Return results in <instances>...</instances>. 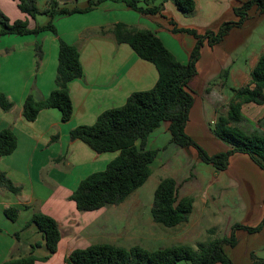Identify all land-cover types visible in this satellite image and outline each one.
I'll return each instance as SVG.
<instances>
[{
	"label": "crops",
	"instance_id": "1",
	"mask_svg": "<svg viewBox=\"0 0 264 264\" xmlns=\"http://www.w3.org/2000/svg\"><path fill=\"white\" fill-rule=\"evenodd\" d=\"M195 1V10L190 14L183 12L181 14L179 12L181 10L169 0L165 1L161 14L150 16L131 9L123 1L106 0L90 12L56 17L55 24L59 36L79 47L84 69L83 77L69 83L74 112L67 122L62 121L61 111L57 108L43 109L35 121H28L23 116V103L29 93L37 97H46L56 88L59 36L45 31L38 35L7 34L0 37V91L6 93L14 102L9 111H4L0 106V130L11 128L18 138L16 150L9 155L0 156V170L5 171L16 185L22 187L21 192L14 193L0 185V264L11 258L30 255L33 246L37 244L40 246L36 247L34 254L38 257L47 254L42 233L35 224L28 225L36 211L54 217L59 223L62 237L56 253L48 260L39 259L34 264H67L66 257L72 250L86 248L96 243H111L125 247L121 242L129 237L124 233V224L117 225V234L114 232L111 236L108 226L112 219L110 216L115 214L112 212L116 210L114 207L127 199L122 203L97 210L80 211L76 202L70 198L83 178L93 172L104 170L119 152L98 153L82 140L72 138L71 130L79 125L93 124L102 112L122 106L131 93L151 89L158 80V70L152 62L139 57L129 44L116 41L110 31L114 24L124 22L154 31L181 62L187 63L196 44V38L187 31H180L179 28H193L199 32L194 23H187L188 19L185 15H193L194 18L199 19L200 11L202 15H206L205 7H209L205 0ZM245 1L247 0H229V9L223 12L221 8H216L213 16L219 15L220 18L224 13L227 16L223 17L221 22L236 21L238 15L235 13V8ZM48 2L49 0L40 8L38 0L39 8L44 10ZM0 10L11 22L29 19L34 23V20L19 8L18 0H0ZM262 15L264 16V13ZM190 20L193 22V19ZM35 21H38V18ZM102 30L106 33H102ZM232 30L220 43L212 46L206 42L203 45L201 57L197 62L198 72L189 82L190 90L194 91L192 88H195L199 92L203 82L205 93H202V99L205 102L200 104L203 105L202 108L199 107L196 111L197 114L206 111L211 122H214L220 114L227 113V104L232 94L225 95L223 91L225 83L214 84L215 87H220L219 89L212 88L210 83L220 78L226 68L229 69L228 76L234 81L241 82L236 87L250 83L251 71L264 52L263 41L253 55L249 63L250 67H236L232 48L237 42L244 45L245 37L243 34H231ZM225 39L235 42L229 50L220 47ZM37 44L43 49L41 58L37 55ZM193 94L196 101V95L194 92ZM192 109L195 111L194 104ZM242 113V120L236 125L245 131L247 130L243 127L244 124L253 125L260 130L247 132L264 135V105L254 102L245 103ZM200 131H203V135H206L217 148L215 152L229 149L228 144L216 138L210 127L199 126L196 130L198 136H194L195 138H200ZM161 133L168 135L172 146L177 147L178 154L184 151V148L171 142L167 122L165 127L160 126L152 132L147 147L151 144V138L159 137ZM54 136L58 138L53 139ZM197 142L200 144L199 139ZM188 151L191 154L197 152L194 148ZM233 157L252 161V158L245 153H235L231 159ZM165 164L168 169L166 172H169L166 176L174 177L181 187H185V192L183 190L180 195H192L198 198L200 204V184L197 183L199 186L193 187L191 186L193 184H190L193 179L200 181V177L194 174H191V178L188 174L181 177L183 175L181 167L170 166L169 169L167 161ZM228 189L230 188L223 185L220 187L221 191L211 194V197L209 191H204L203 204L206 205L205 209L209 213H217L216 210L208 209L209 202L213 201L221 206L229 204L240 210L244 209L247 219L259 223L263 220L264 192L258 196L253 190L248 196L243 186L240 194L223 193ZM9 207L19 208L16 220L7 216L5 210ZM194 211L195 207L184 223L189 224Z\"/></svg>",
	"mask_w": 264,
	"mask_h": 264
},
{
	"label": "trees",
	"instance_id": "2",
	"mask_svg": "<svg viewBox=\"0 0 264 264\" xmlns=\"http://www.w3.org/2000/svg\"><path fill=\"white\" fill-rule=\"evenodd\" d=\"M78 1V0H76ZM106 0H89L87 6L80 7L62 5L60 0H49L48 6L41 10L38 0H18L19 8L34 20L10 21L0 10V37L2 35H38L50 31L59 36L55 18L75 13H87ZM123 1L131 9L144 15L161 14L164 3L168 0H114ZM179 10L190 14L195 10V0H173ZM256 6L264 13V0H247L237 8V21L224 22L215 32L207 30L200 34L193 28H179L194 35L196 44L192 49L187 63L181 62L165 45L163 40L152 30L138 28L124 22H118L110 29L118 43H127L136 54L152 62L158 70V80L148 90L131 93L127 101L118 107L102 112L93 124L79 125L71 130L74 139H80L98 153L118 151L119 154L108 163L104 170L96 171L83 178L71 194L80 211L97 210L105 206L125 201L134 191L140 188L152 175L158 149L147 147L149 136L162 122L168 123L171 142L184 148H194L198 157L212 163L218 170H226L230 158L235 153L248 154L258 166L264 170V135L249 133L236 125L242 120V107L245 103L254 102L264 105V52L251 71L250 83L232 88V97L226 114H220L213 122L211 130L221 141L228 144L229 149L210 155L186 131L190 110L195 97L190 90L189 82L197 74V62L201 57L203 45L220 43L230 30L241 26L248 18V11ZM46 14L49 21L39 24L37 16ZM102 33H106L102 30ZM39 58L43 55L40 44L36 45ZM84 75L80 49L77 45L65 41L59 36L58 66L56 88L46 97H37L29 93L23 103V116L28 121H35L39 113L46 108H57L61 111L62 121L71 119L74 105L70 93V82ZM14 105L6 93L0 91V106L9 111ZM54 136L53 139H57ZM140 142V144H138ZM18 146V138L11 128L0 130V156L13 153ZM0 185L8 190L19 193L22 187L16 185L8 174L0 170ZM193 196H181L179 184L172 176H163L155 191L154 203L151 208L155 222L167 227H174L188 220L194 208ZM7 216L16 220L19 208L9 207ZM29 224H35L42 233L47 254L38 257L34 254L36 247L28 256L11 258L2 264H34L37 260H48L58 250L62 237L58 221L42 211H36ZM264 218L259 225L253 227L237 224L249 232L263 229ZM236 245L234 233L228 237H218L210 242L200 243L198 248L180 244L150 251L141 245L130 248L111 244L96 243L86 248H76L66 257L67 264H176L182 260L190 264H233L224 250L225 244ZM256 264H264L263 260Z\"/></svg>",
	"mask_w": 264,
	"mask_h": 264
},
{
	"label": "rangeland",
	"instance_id": "3",
	"mask_svg": "<svg viewBox=\"0 0 264 264\" xmlns=\"http://www.w3.org/2000/svg\"><path fill=\"white\" fill-rule=\"evenodd\" d=\"M46 1L48 0H39L40 8L44 7ZM60 1L62 5L73 6L77 4L82 7L87 5L89 0H78L77 3L66 2L65 0ZM169 1L171 4H175L173 0ZM205 2L209 4L208 8L205 7L206 15H202L203 13L201 11L199 19L194 18L193 15H185L188 19L187 23H194L193 25L199 29L198 33L200 34H205L207 30L217 32L224 23L221 22V19L227 15L223 13L219 18V15L213 16V14L216 11V8H221L223 12L226 11L229 9L230 4L229 0H205ZM179 12L181 13L183 11ZM248 14V19H246L244 25L241 27H235L234 29L232 28L233 30L231 29V34H243L245 37L244 45L238 42L235 45V42L230 39H225L224 43L220 44V47L224 50H229L231 46L235 45L232 48L234 49V54H232L234 55L236 67H250L249 63L255 51H257L259 45L264 41V16L259 12L256 6H253L248 11ZM37 18V22L41 25L46 24L50 19L46 14H39ZM181 19L184 20L183 17H181ZM190 19H193V22H190ZM228 73L229 69L226 68L223 70L221 77L216 78L215 81L211 82L210 86L214 88V84L222 85L225 83V86H223L225 95L232 94V88L236 87V85H239L241 82L234 81L232 77L228 76ZM201 85L203 86V82ZM202 86L200 87V92L199 90L192 88L197 100L194 103L195 111H193L194 109L192 108L190 110L186 130L187 133H190L193 137L198 136L196 130L199 126L200 128L202 125L203 127L211 128L213 124L206 111H203L200 114H197L196 111L197 108H202L201 106L203 105L200 104L205 102V100L202 99V93H205L203 90L204 87ZM215 88L219 89L220 87ZM223 113H225L224 109ZM161 126L165 127L166 122H162ZM243 127L247 131L260 130L259 128L257 129L255 126H249L248 124H244ZM261 132L263 131L261 130ZM194 139L197 141L199 139L200 144L210 155L217 153L215 152L217 151V148L210 140H208L206 135H203V131H200V138L194 137ZM218 140L220 139L218 138ZM138 144H140V142H138ZM224 144L226 143L224 142ZM173 146L168 140V135H165V133H161L159 137L151 138V144L148 148L158 149V154L152 164L153 173L140 188L127 198L125 202L114 207L116 210L112 212L115 214L110 216L112 219L108 226L109 236L114 234V232L117 234V225L123 223L124 233L129 237L121 242L124 243L125 247L128 248L132 247L134 244H138L150 251H155L164 247L180 244H187L194 248H198L200 243L207 244L218 237L230 238L231 234L234 233L237 239L236 245H231L229 243L224 245V250L232 260L233 264H256V261L263 260L264 226L263 229L258 232H249L241 228H236L237 224L255 227L260 223L256 220L253 221L250 218L247 219L244 214V209L240 210L238 207L235 208L229 204L221 206V204L210 201L208 209L216 210L217 213H209V211L205 209L206 205L203 204V194L204 191H209L211 197V194L214 195L216 192L221 191L222 189L220 190V187H223L224 185L226 188H230L223 192H227L226 194H229L230 192L240 194L241 191H243L242 187L244 186L248 196L252 194L253 190H255L259 196L260 193L264 192V171L253 159L252 161H248V159L243 160L241 157L230 158V166L226 170H218L212 163L201 160L198 157L197 152L191 154L188 153L189 151L187 149H184V151L178 154L177 147L174 148ZM169 157H171L170 161ZM166 161L169 169L170 166L182 168L183 175L181 177L184 175L186 176L187 174L190 178L192 177L191 174H194V176H197L198 178L200 177V181L194 179L190 181V184H193L191 185L192 187L199 186L198 184H200V204L197 200L198 198H195V211L190 218L189 224L183 222L174 227H167L153 220L151 208L154 203L155 191L161 178L169 174V172H166V170H168L165 167ZM183 190L185 192V187H181L179 183V193H183ZM217 196L218 195H216V197ZM219 209L221 211H219ZM176 264H190V262L182 260Z\"/></svg>",
	"mask_w": 264,
	"mask_h": 264
}]
</instances>
